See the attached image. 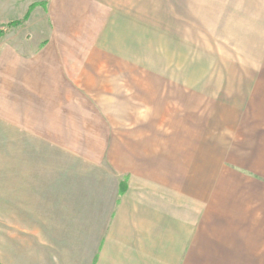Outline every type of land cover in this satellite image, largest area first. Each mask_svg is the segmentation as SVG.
I'll return each instance as SVG.
<instances>
[{
  "label": "crops",
  "instance_id": "crops-1",
  "mask_svg": "<svg viewBox=\"0 0 264 264\" xmlns=\"http://www.w3.org/2000/svg\"><path fill=\"white\" fill-rule=\"evenodd\" d=\"M238 3L264 26V0ZM94 41L0 56V264H264V137L199 168L129 158L102 110L113 55ZM244 107L264 126V82Z\"/></svg>",
  "mask_w": 264,
  "mask_h": 264
},
{
  "label": "rangeland",
  "instance_id": "rangeland-1",
  "mask_svg": "<svg viewBox=\"0 0 264 264\" xmlns=\"http://www.w3.org/2000/svg\"><path fill=\"white\" fill-rule=\"evenodd\" d=\"M29 1L46 0H0L1 58L48 38H95L94 49L113 55L102 110L122 154L199 168L219 148L264 137V126L240 113L264 82V26L238 0H54L52 17L6 29ZM63 3L81 9L59 11Z\"/></svg>",
  "mask_w": 264,
  "mask_h": 264
},
{
  "label": "trees",
  "instance_id": "trees-1",
  "mask_svg": "<svg viewBox=\"0 0 264 264\" xmlns=\"http://www.w3.org/2000/svg\"><path fill=\"white\" fill-rule=\"evenodd\" d=\"M49 3V0H46L45 2L41 3V4H34V5H31L29 7V10L28 12L26 13V15L23 17L22 20L20 21H15V22H11V23H8L5 28L6 29H16L20 26H22L26 21H28L29 17H30V14L32 13V11L36 8V7H42L44 10H46L47 8V5ZM5 30H1L0 31V40L2 39V37L5 35Z\"/></svg>",
  "mask_w": 264,
  "mask_h": 264
}]
</instances>
